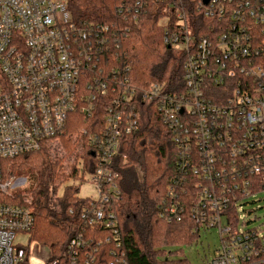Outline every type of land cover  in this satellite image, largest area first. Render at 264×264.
<instances>
[{"label": "built area", "instance_id": "1", "mask_svg": "<svg viewBox=\"0 0 264 264\" xmlns=\"http://www.w3.org/2000/svg\"><path fill=\"white\" fill-rule=\"evenodd\" d=\"M121 10L133 22L160 13L163 42L183 56L179 93L132 83L115 51L128 28L78 23L67 0H0V264H31L16 240L34 227L30 196L11 192L26 180L6 163L60 139L79 137L91 151L96 198L86 197L85 225L117 233L114 159L139 130L140 103L152 105L177 154L161 217L189 212L198 234L216 230L207 264H264V230L250 226L264 193V0H123ZM83 244L76 237L68 250Z\"/></svg>", "mask_w": 264, "mask_h": 264}, {"label": "trees", "instance_id": "2", "mask_svg": "<svg viewBox=\"0 0 264 264\" xmlns=\"http://www.w3.org/2000/svg\"><path fill=\"white\" fill-rule=\"evenodd\" d=\"M122 1L67 0V4L78 23L106 24L118 32L128 28L126 38L121 39L119 34L120 47L115 51L129 62L131 81L136 87L156 84L179 93L184 82L183 56L163 42V28L158 24L160 13L148 11L137 22L126 20ZM84 125L81 122L78 126ZM139 126L136 133L122 139L114 159L121 196L113 203L115 234L102 225H85L81 216L90 200L78 196V186L69 183L91 173L93 167L91 151L83 139H60L59 144L47 143L37 152L8 160L10 175L26 180L22 193L30 194L29 207L34 214L30 239L47 249L46 261L190 264L185 257L172 258L178 255V249L169 252L167 248L197 240L194 220L189 212L182 213L178 220L160 215L161 202L176 174L177 154L171 135L148 103H140ZM71 161L73 165L67 172L66 163L68 166ZM79 164L82 170L77 168ZM76 237L84 244L74 254L68 244Z\"/></svg>", "mask_w": 264, "mask_h": 264}, {"label": "rangeland", "instance_id": "3", "mask_svg": "<svg viewBox=\"0 0 264 264\" xmlns=\"http://www.w3.org/2000/svg\"><path fill=\"white\" fill-rule=\"evenodd\" d=\"M76 139V138H75ZM63 151L62 148L59 149ZM70 159V158H69ZM68 159V161H69ZM67 161V160H66ZM74 161H71L67 166L66 170L69 172L70 165H73ZM84 178L82 180H74L70 181V184H75L79 188L78 196L81 198L92 197L96 198L95 189L91 184L87 181L89 180V175L84 174ZM25 186H19L15 191H11L13 193L19 194L18 196L22 199L24 195H30L22 193L23 188ZM255 210V220L250 223L251 227H260L264 230V193H261L256 199L255 203L251 205ZM16 243L25 247H29L30 256L28 257V261L31 264H41L46 258L47 249L43 246L36 245V243L32 242L30 239V234H21L16 240ZM219 247V239L216 233V230L213 228H209L206 231L201 229L199 231V235L197 240L189 245L184 246H174L167 248V251L172 252L179 250L178 255L172 256V258L185 257L190 264H201L203 262H209L212 257L214 251Z\"/></svg>", "mask_w": 264, "mask_h": 264}]
</instances>
